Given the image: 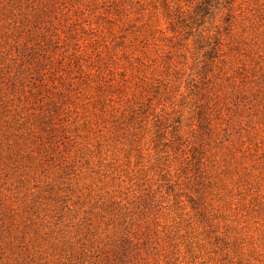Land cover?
Returning <instances> with one entry per match:
<instances>
[{
	"label": "rangeland",
	"instance_id": "374dc122",
	"mask_svg": "<svg viewBox=\"0 0 264 264\" xmlns=\"http://www.w3.org/2000/svg\"><path fill=\"white\" fill-rule=\"evenodd\" d=\"M195 1L0 0V264H264V0Z\"/></svg>",
	"mask_w": 264,
	"mask_h": 264
},
{
	"label": "trees",
	"instance_id": "16d2710c",
	"mask_svg": "<svg viewBox=\"0 0 264 264\" xmlns=\"http://www.w3.org/2000/svg\"><path fill=\"white\" fill-rule=\"evenodd\" d=\"M231 5L232 0H196L191 15H187L185 11L181 13L180 29L185 31L190 28L191 24H196L199 28H195L194 33L201 40L200 45L209 46L211 44L209 52L214 51L219 41L221 25H226L230 21ZM216 15L219 17L215 18ZM215 21L220 24L217 22L214 24ZM206 24L209 26L205 27Z\"/></svg>",
	"mask_w": 264,
	"mask_h": 264
}]
</instances>
